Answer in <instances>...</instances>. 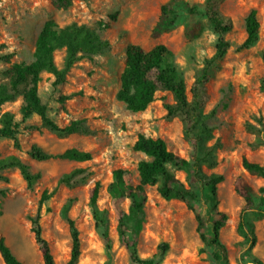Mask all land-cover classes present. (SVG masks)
<instances>
[{
	"label": "rangeland",
	"instance_id": "1",
	"mask_svg": "<svg viewBox=\"0 0 264 264\" xmlns=\"http://www.w3.org/2000/svg\"><path fill=\"white\" fill-rule=\"evenodd\" d=\"M170 1H76L71 9L63 11L49 0H0V45L5 46L4 52L14 55L12 63L29 64L33 61L38 35L49 20L62 27L73 23L86 25L111 44L110 50L79 61L63 85L54 87L50 81L52 76L43 73L39 86L41 99L48 105L53 121L67 126L76 120H86L96 131L95 136L59 138L45 129H24L27 125L41 126L40 119L34 118L21 129L22 152L15 150L12 140H0V160L18 156L30 165L32 172L41 174L32 190L27 189L17 169L3 172L7 182L0 180V189L6 191V195L0 197V235L23 264H43L28 218L37 215L44 192L50 195V199L40 209V226L50 243L56 264H66L71 255L72 238L67 217L79 230L82 254L78 264H131L117 231L119 219L128 213L131 201L110 194L114 172L122 170L127 184L139 183L138 164L148 160L133 150L141 134L163 139L172 152L185 158L188 145L182 136L181 123L163 120V103L172 102L169 93H159L155 102L140 113L128 111L116 99L126 49L129 45H139L148 51L155 45H165L173 53V62L189 91L195 72L214 54L217 40L202 14L204 0H187L197 12L178 10L177 26L161 37L153 38L152 30L161 15V8ZM253 9L258 11L261 22L260 41L249 50H241L246 39L244 20ZM222 11L232 18L234 29L227 36L230 49L214 68L208 85L210 100L204 112L211 116L212 135L206 140V146H215L217 165L204 170L224 178L218 195L219 210L228 216V222L220 231L224 248L221 254L227 264H264V218L257 214L249 216L258 236L256 246L250 249L248 240L237 230L244 201L234 191L236 178L244 176L254 189L257 207L264 209L260 205V198L264 196L260 193V189H264V179L248 175L242 167L244 155L264 165V129L259 124L260 120L264 123V93L259 90L260 79L264 77V0H227ZM64 58V50L55 53V62L60 69L64 67ZM2 80L4 77L0 75ZM20 105L19 98L4 105L3 112L14 114L20 121ZM248 125L260 130V137L249 133ZM257 141L262 145L253 150L250 145ZM33 145L49 153L75 148L89 152L92 159L82 163L37 162L26 154ZM76 168L91 172L90 180L75 188L57 187L59 178ZM176 175L185 181L184 171H178ZM95 184L100 186L98 207L107 212L111 251L105 248L90 208L89 190ZM146 193V221L138 241L141 258L152 257L158 253L161 244L167 243L169 251L162 264H219L214 260L213 250L204 247L197 232L195 215L185 203L165 201L156 187H147ZM194 207L205 214L207 201L198 200ZM0 264H3L1 257ZM221 264H226L225 260Z\"/></svg>",
	"mask_w": 264,
	"mask_h": 264
},
{
	"label": "trees",
	"instance_id": "2",
	"mask_svg": "<svg viewBox=\"0 0 264 264\" xmlns=\"http://www.w3.org/2000/svg\"><path fill=\"white\" fill-rule=\"evenodd\" d=\"M49 1L57 9L67 11L76 1L89 0ZM226 1L204 0L202 4V14L217 40L214 54L204 60L202 67L195 72L189 91L173 62V53L165 45H155L148 51L139 45H129L126 49L125 67L116 99L123 103L128 111L140 113L146 111L155 102L159 93H169L172 102L163 103L165 112L163 120L166 122L178 120L182 125L183 139L188 145L187 158H185L172 152L163 139H153L141 134L133 150L143 154L148 160H142L138 164L139 183L127 184L122 170L114 172V180L109 187L110 194L113 197H125L131 201L128 213L120 217L117 227L120 241L129 254L131 264H162L169 251V245L163 243L157 248L158 253L152 257L143 259L139 255L138 241L146 221L147 187H156L158 194L165 201L179 200L185 203L195 215L197 232L204 247L213 250L215 262L221 264L225 260L227 264L221 254L224 248L220 241V231L228 222V216L219 210L218 195L219 185L224 178L220 174L207 173L204 170L212 169L217 165L215 146H206V140L212 135V127L209 125L211 116L204 111L210 100L208 85L212 79V72L230 49L227 36L233 31L234 22L222 11ZM180 9L189 13L197 12L196 8L190 7L187 0H172L164 4L161 15L152 30L153 38H159L177 26ZM244 23L246 39L240 49L249 50L260 41L261 22L258 11L251 10ZM4 49L5 46L1 44L0 75L4 77V80L0 81V140H12L15 150L22 152L19 140L21 129L34 118L40 119L41 126L27 125L24 129L28 131L45 129L59 138L72 135H96V131L86 120H76L67 126H61L53 121L49 116L48 105L41 99L39 86L43 73L52 76L50 81L54 87L63 85L68 73L79 61L110 50L109 41L101 39L95 30L86 25L73 23L62 27L56 21L49 20L45 22L38 35L31 63H12L14 55L4 52ZM59 50L65 51L64 67L61 69L55 62V53ZM262 59L264 63V55ZM259 90L264 93V77L260 79ZM19 98L21 99V120L17 121L14 114L3 112V106ZM259 122L264 129V123L261 120ZM247 131L260 137V130L253 125H248ZM260 143L254 142L250 147L254 150L262 145ZM26 154L37 162L63 160L82 163L92 159L89 152L75 148L60 153H49L37 145L31 146ZM242 167L248 175L264 179V165L250 160L246 155L242 157ZM9 169L19 170L29 190H32L41 178L40 173L32 172L30 165L15 155L0 160L1 181H8L3 172ZM178 171L186 173L185 181L177 177ZM91 176L92 173L87 169L76 168L63 174L57 182V187H79L86 184ZM99 189V184H95L89 190L90 208L96 228L105 242V248L111 251L112 240L109 234L107 212L100 211L97 204ZM234 191L244 201L237 230L248 240L250 249H253L257 244L258 236L256 226L249 221V216L257 214L264 218V209L257 207L254 189L244 176L236 178ZM260 193H264L263 188L260 189ZM5 195L6 191L0 189V197ZM49 199L50 195L44 192L40 197L37 215L33 218L29 217L28 220L31 223V232L39 246L43 264H56L50 243L43 236L40 226L42 220L40 209ZM201 199L207 201L205 214L194 207V202ZM260 205L264 207V196L260 198ZM0 216H2L1 202ZM67 222L72 238V250L66 264H78L82 254L79 230L71 218L67 217ZM0 257L3 264H23L1 235Z\"/></svg>",
	"mask_w": 264,
	"mask_h": 264
}]
</instances>
